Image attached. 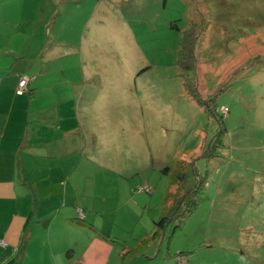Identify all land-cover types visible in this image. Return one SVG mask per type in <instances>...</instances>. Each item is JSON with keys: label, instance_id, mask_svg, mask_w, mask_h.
Segmentation results:
<instances>
[{"label": "rangeland", "instance_id": "rangeland-1", "mask_svg": "<svg viewBox=\"0 0 264 264\" xmlns=\"http://www.w3.org/2000/svg\"><path fill=\"white\" fill-rule=\"evenodd\" d=\"M187 34L195 69L182 71ZM32 42L50 86L31 104L49 103L54 90L79 102L86 87L94 101L109 97L116 115L139 120L119 133L93 121L95 160H83L88 171L67 185L92 194L95 227L113 232L118 264L160 219L169 188L162 170L176 158L193 163L189 177L202 182L198 205L126 264H264V0H0L4 85L11 53L29 56ZM184 80L196 83L193 93ZM145 186L151 193L134 197Z\"/></svg>", "mask_w": 264, "mask_h": 264}, {"label": "crops", "instance_id": "crops-1", "mask_svg": "<svg viewBox=\"0 0 264 264\" xmlns=\"http://www.w3.org/2000/svg\"><path fill=\"white\" fill-rule=\"evenodd\" d=\"M31 44L29 56L23 50L11 53L10 69L4 70L12 73L11 81L7 85L0 82V264H118L110 237L113 232L95 227L92 194L67 185L73 173L88 171L79 168L83 160L85 165L95 160L97 139L89 138L96 136L89 128L93 121L99 129L109 126L119 133L124 121L135 127L139 120L116 115L118 107L109 97L94 101L93 91L86 87L80 90L79 102L71 100L72 95L69 100L58 98L54 90L49 103L31 104L50 86L45 81L49 77L45 61L38 63L32 56L40 46ZM25 57L32 58H26L30 59L26 63ZM22 74L30 77L27 95L16 94ZM83 95L91 100L81 103ZM79 129L84 138L78 135ZM110 168L116 170L107 166ZM120 177L118 187L122 185ZM118 203L117 207L122 204ZM132 204L134 209L139 206L136 201ZM90 207L93 212H89Z\"/></svg>", "mask_w": 264, "mask_h": 264}, {"label": "trees", "instance_id": "trees-1", "mask_svg": "<svg viewBox=\"0 0 264 264\" xmlns=\"http://www.w3.org/2000/svg\"><path fill=\"white\" fill-rule=\"evenodd\" d=\"M191 41L192 39L189 38L188 34L184 35L177 61L182 71H191L195 69L194 46ZM183 86L186 91L190 93L196 90V83L189 80H184ZM192 98L197 104H201L198 97L194 95ZM222 109L218 117L220 122H223L228 114L224 115ZM214 113H216V111ZM190 166L192 167L193 163L176 158L173 160L172 166H166L162 170V172L168 176L169 188L162 201L161 217L158 221L154 222L153 230L149 236L147 235L145 238L141 239L135 248L125 251L120 255V264H126L130 258L142 255L151 243L161 240L164 237L166 228L169 227L172 222L176 220L180 221V223L183 222L182 220L196 208L201 195L202 182L200 179L196 180L191 178V175L189 177ZM191 172H193V169H191ZM176 228H178V225H174L173 230ZM178 255L180 256L181 253Z\"/></svg>", "mask_w": 264, "mask_h": 264}, {"label": "built area", "instance_id": "built-area-1", "mask_svg": "<svg viewBox=\"0 0 264 264\" xmlns=\"http://www.w3.org/2000/svg\"><path fill=\"white\" fill-rule=\"evenodd\" d=\"M30 81V77H28L25 74H22L19 76V80L17 83V89H16V94L17 95H22L23 93H25L28 90V83ZM222 112L226 115L228 110L226 108L222 109ZM138 192H150V188L145 186V187H139L137 189ZM79 213H82L81 211H79ZM2 244V243H1Z\"/></svg>", "mask_w": 264, "mask_h": 264}, {"label": "clouds", "instance_id": "clouds-1", "mask_svg": "<svg viewBox=\"0 0 264 264\" xmlns=\"http://www.w3.org/2000/svg\"><path fill=\"white\" fill-rule=\"evenodd\" d=\"M228 113V112H227Z\"/></svg>", "mask_w": 264, "mask_h": 264}]
</instances>
